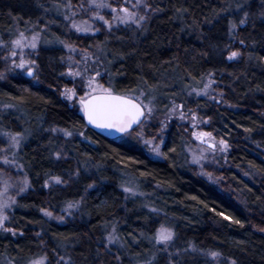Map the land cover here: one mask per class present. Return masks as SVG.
<instances>
[{
    "label": "trees",
    "instance_id": "trees-1",
    "mask_svg": "<svg viewBox=\"0 0 264 264\" xmlns=\"http://www.w3.org/2000/svg\"><path fill=\"white\" fill-rule=\"evenodd\" d=\"M67 1L0 0V38L10 41L35 23L45 26L38 82L0 78V105L15 106L0 112V129L26 135L19 159L31 184L11 214L9 227L17 234L0 231V264H25L44 253L55 260L52 249L69 264H215L206 256L210 251L221 253L219 264H264V0H147L153 12L141 26L90 38L68 33L61 13ZM231 22L237 28L229 32ZM65 39L95 53L105 87L154 95L159 114L175 101L207 120L206 129L230 146L231 167L223 174L244 203L195 171L186 151L189 134L177 123L167 132L163 160L150 157L137 138L113 140L89 129L62 95L72 86L59 42ZM236 50L242 55L229 61ZM3 68L0 56V73ZM209 73L219 103L191 94ZM53 127L84 136L64 139ZM52 176L66 184L44 187ZM125 182L141 195L128 196ZM70 202L79 208L65 223L41 211L58 213ZM162 225L175 232L166 251L152 239ZM113 227L115 245L106 239Z\"/></svg>",
    "mask_w": 264,
    "mask_h": 264
},
{
    "label": "snow or ice",
    "instance_id": "snow-or-ice-1",
    "mask_svg": "<svg viewBox=\"0 0 264 264\" xmlns=\"http://www.w3.org/2000/svg\"><path fill=\"white\" fill-rule=\"evenodd\" d=\"M66 7L71 10L73 5L69 3ZM79 8L84 9V4L81 3L78 5ZM89 10H92L90 19H94L97 21H102L103 25L107 27L109 31L113 28L114 24L116 26L119 25H136L137 27L141 26L143 22L147 20V11L151 8V5L146 2V0H118V2L114 5L112 0H88L87 5ZM242 7V6H241ZM141 8L144 9V13L141 12ZM110 9L111 19H105L103 15L100 14L101 10ZM75 15L77 13L72 12L71 15H65V20H68L71 24V27L78 32H88L91 31V25L88 24L87 21L82 22L81 24H77L74 20ZM264 15V13H261ZM247 21V13L244 14V18H242L239 23L244 24ZM237 28V24L235 22L230 23L229 32L234 31ZM99 31V29H96ZM40 40V36L38 33H34L31 37L26 36L23 31H20L16 34V38L9 40H4L0 38V48H9V55L4 57V59L12 60L11 67L14 69H22L26 70L29 76H32L35 70V61L30 59H25L23 55V50L25 48H30L35 50L38 47V43ZM61 44L65 42L60 40ZM241 44H244L243 40H240ZM66 47H70L65 45ZM17 49L20 52H17ZM74 51L75 49H70ZM19 55V62L16 61V57ZM242 53L238 50L229 51L227 55V59L229 61L238 59ZM251 55H249V59H251ZM71 59V57L69 58ZM85 60L88 59L87 56L84 57ZM264 59V58H262ZM88 72V69L85 67L83 70L76 69L73 70L69 67L68 75L73 77H85V74ZM64 75V73H61ZM209 80L204 85V91L202 93H197V95L203 94L208 95L207 89L214 83L211 77L214 75L213 73H209ZM96 77H100L101 73L99 71L95 72ZM0 78H3V73H0ZM87 93L85 96H81L78 98V102L81 110L84 113V116L87 119L89 125H93L98 129H109L113 130L122 135L132 136L135 133L137 136L142 135V129L145 126L146 122L153 118L155 107L153 102L156 97L154 95L148 99V94L141 91L139 96L134 94V90H130L129 92L117 94L114 92L111 85L105 87L103 84L97 82L95 78L89 77L87 78ZM195 91V90H193ZM62 95L67 100L77 99V90L75 87L73 88H65ZM144 97L148 99V103L144 102ZM5 107H15L14 105H5ZM183 104H176L175 101H172V106L168 109V115L179 114L180 118H184L183 113ZM191 111V110H189ZM192 120H195L196 117L192 116ZM203 122V121H202ZM167 127L165 122H161L160 124V133H162ZM195 127V124H193ZM53 133L63 132L65 136H72L73 133L68 131L67 129H51ZM6 137L7 146L0 148V164L8 167H15L16 169L22 170V166L19 165L15 159L16 152L19 150L21 143L24 139L23 132H10L5 131L0 133ZM80 136H84V133L81 131L78 133ZM193 136L197 140H200L201 143L208 144L209 148L219 150L221 152H227L229 145L223 139L216 141L212 136L211 132H193ZM146 145L150 146V150L157 155L161 154L160 146L163 144V140L160 139L158 143L155 142V137L150 140L143 141ZM11 151V158L8 153ZM172 152H175L176 149H171ZM56 159L61 158V153L59 151L54 153ZM204 159L203 155L197 157L193 156V163L200 164L201 160ZM203 167L202 164H200ZM79 173H77L78 175ZM209 177L210 173H207ZM247 175V173H246ZM51 181L55 184L64 183L63 179L60 176H52ZM49 182L45 181L44 187H49ZM93 185H89L92 187ZM30 187V180L27 175H24L21 179L13 178L12 174L6 171L5 168H0V229L5 232H11L12 235H16V231L10 227H5V222L9 220V216L7 214V210L11 209L13 205L16 204L15 197L9 195V191L11 189H16V194L19 195L27 191ZM125 192L131 193L133 190L131 188H125ZM194 199V197H193ZM78 202H70L67 204L65 211H68L71 214V209L78 208ZM45 216L52 217L53 213L46 209H41ZM155 211V209H153ZM222 216L223 219L229 220V216H225L223 213H217ZM57 219L62 220L63 217H56ZM234 223L240 224L239 220H234ZM260 231H264V229H260ZM116 228H112V232L107 236V241L109 244H114L118 242V237L115 235ZM23 235V233H20ZM142 235V234H141ZM135 239V238H134ZM153 241L157 245H163L164 250H167V247L174 241L175 232L169 228L164 227L163 225L155 232L152 237ZM135 243H139L138 240H135ZM192 251H195V247L189 246ZM189 249H185L184 251H188ZM55 260L49 257L47 253L39 256L35 259H29L25 262V264H69L68 261H65L64 256H60L59 253L56 252L55 249H52ZM172 255V254H170ZM176 256H179L180 253H175ZM207 255L211 256L213 260H216L221 256V253L216 251H210ZM117 261H120V257H116ZM154 259V257H153ZM146 264H152V260H148ZM231 264H236L233 260Z\"/></svg>",
    "mask_w": 264,
    "mask_h": 264
},
{
    "label": "rangeland",
    "instance_id": "rangeland-1",
    "mask_svg": "<svg viewBox=\"0 0 264 264\" xmlns=\"http://www.w3.org/2000/svg\"><path fill=\"white\" fill-rule=\"evenodd\" d=\"M112 2L115 5L118 2V0H114ZM132 2H134V0H132ZM146 2H147V0H146ZM69 3H71L73 5V8L71 10H69L66 7V5H68ZM81 3L84 4V6H85L84 9H81L78 7V5H80ZM87 5H88V0H80L78 3H73V1L68 0L65 3V5L62 7L61 13L63 16V22L67 28L68 33L69 34L75 33L78 36L90 38V37L98 35L101 32H109L107 27L103 25L102 21L90 19L92 10H89ZM72 12L77 13V15H75V17H74V20L77 24H81L82 22L87 21L88 24L91 25L92 30L88 31V32H78L75 29H73L71 27L70 22L68 20H65V18H64L65 15H71ZM141 12L144 13L143 8H141ZM152 12L153 11L150 8L146 13L147 17ZM100 14L103 15L105 17V19H109V20L111 19L110 9H103V10H101ZM39 26H41L39 23H35L33 25H30L25 31H23L25 33V35L29 36V37H31V35H33L34 33H38L40 36L38 47L35 50L30 49V48H25L23 50V55H24L25 59H30V60L35 61V70H34L33 75L29 76L27 74L26 70L12 68L11 67V63H12L11 58L7 59V60L4 59V57L9 55V48H10V45H9V48H0V56L2 57L3 63H4V68L2 71L3 78H7V77H11V76H20V77H23L25 79L31 80L34 83L38 82L37 56H38L39 48H40L41 44L43 43V41H42V29L45 27L43 25L41 28H39ZM124 26H127V25L116 26L114 24L111 31L114 29L120 28V27H124ZM96 29H99V31H96ZM63 41L65 43L61 44V45L63 46V48L66 51V58H65V62H64L65 63V77L67 80L71 81V83H72V86H69L67 88H73V87L76 88L77 99L67 100L64 96H63V98L67 101V103L71 107L78 109L80 111V113H82V110H81L79 102H78V98L81 96H85L87 91H88V89H87V78L93 77V78H95V80L97 82L102 84V82L100 80L101 76H102V70L100 68V65L98 64V60H97V57H96L94 52H92L88 49L82 48L80 46H77L76 44L69 41V39H65ZM65 45H68L70 47H66ZM70 49H75V50L72 51ZM17 52L19 53L20 50L17 49ZM85 56L88 57L87 60L84 59ZM70 57H71V59H69ZM15 59L17 62H19V55ZM69 67H71L73 70H76V69L83 70L86 67L88 69V72L85 74V77H73V76H70L67 74ZM96 71H99L101 73L100 77L95 76ZM209 78L210 77L208 76L204 85L208 82ZM211 79L214 81V83L207 89L208 95H203V94L197 95L198 92L202 93L204 91V85H203V87H201L199 89H194L195 91H191V94H193L195 97H205V98L210 99L211 101H216L217 103H219V101H220L219 98L221 96V93L217 89L218 87H217V81L215 79V75H213L211 77ZM63 91H62V93H63ZM137 96H139V95H137ZM141 99H143V97H141ZM144 102L148 103V101H145V100H144ZM8 109H9V107H5V105H0V112L7 111ZM182 111L184 113L183 119L180 118L179 114H172L169 116L168 111L165 114H159L157 112V109L155 108L153 118L146 122L145 126L142 129V135L141 136H137L135 133H133L132 136L124 135L121 137V139H129L131 137L137 138L150 157H152L154 159H158V160H163L164 159L163 147H164V144L166 142L167 132H168L170 126L173 123H177V124L183 126L184 128H186V131L190 137V142L187 145L186 151H187V154L189 157V162L195 168V171L200 176H202L203 178L208 180L210 183H212L214 186H216L220 191L224 192L226 195L231 196L233 198H237L241 203H244V199L241 197V195L239 193H237L231 187V185L228 184V182L225 180L224 174H223L226 169L231 167V165L229 163V159H228L229 152H230V146H229L227 152H221L219 150L209 148V147L205 146L204 144L200 143L199 140H197L195 138V136L192 135V133L193 132H210L206 129V127L208 125L207 120L201 119L195 112L189 111V110L185 109L184 107H183ZM192 116H195L196 119L192 120L191 119ZM161 122H165L167 124L166 129L162 133H160ZM193 124H195V127H193ZM154 127L156 129H155V132L153 133L152 131H153ZM53 128L61 129L58 127H53ZM5 131H8V130L0 129V133L5 132ZM10 132H12V131H10ZM13 133H15V132H13ZM54 134L59 135V136L63 137L64 139H69V138L76 136V135L80 136V135L75 134V133H73L72 136H65L63 132H56ZM212 136L215 138L216 141L221 140V139L216 138L213 133H212ZM153 137H155L156 143H158L160 141V139L163 140V144H161V146H160V151H161L160 155H157L156 153L152 152L150 150V146L146 145L143 142L144 140L153 139ZM25 138H26V135L24 134V139L21 143L19 150L16 152V156H15L17 163L22 166V170L16 169L15 167H8V166H4V165L0 164V168H5L6 171L10 172L12 174L14 180L15 179H21V178H23L24 175H27V177L29 178L28 173L26 172L23 164L21 163V161L19 159V152L21 150V147H22V144H23ZM6 146H7L6 137H4L3 135H0V148L6 147ZM61 151L62 150H60L59 152H61ZM0 155H2V154H0ZM8 155L11 158V151L8 153ZM194 155L197 157L203 155L204 159H202L200 162V164H202L203 167H201L200 164L193 163V156ZM207 173H210L211 176L209 177V175H207ZM242 175H244L245 177H248V174L246 175V173L242 172ZM48 182H49L50 186L47 188H51L54 186H63L66 184V182L61 183V184H55L51 181V179H49ZM30 188H31V184H30V187L27 189V191L20 193L19 195L16 194V189H11L9 191V195L14 196L16 203H17L18 198L20 196L26 194ZM125 188H131L133 190L131 193L126 192V194L130 197H138L141 195L140 191L137 189V186L131 182H125L123 185V190ZM15 205H13L11 209L7 210L9 220L5 222V227H9L11 214H12V211H13ZM78 208H79V206H78ZM78 208L71 209L70 210L71 214H69L68 211H65L66 207L61 212H58V213L53 212L52 210H48V211H51L53 213V216L52 217L46 216V217L50 220H53V221H56L59 223H65L69 220H73L74 213L78 210ZM56 217H63V219L60 220V219H57ZM163 226L173 230L171 227H169L167 225H163ZM0 231H3V230L0 229ZM172 243L167 247V250L170 249ZM115 244H117V243H114L111 245H115ZM160 246H162L164 248L163 245H160ZM206 256L209 260H211L215 264H219V261L221 259V257H218L216 260H213L211 256L207 255V253H206ZM143 264H146V263H143ZM228 264H231V260H228Z\"/></svg>",
    "mask_w": 264,
    "mask_h": 264
},
{
    "label": "water",
    "instance_id": "water-1",
    "mask_svg": "<svg viewBox=\"0 0 264 264\" xmlns=\"http://www.w3.org/2000/svg\"><path fill=\"white\" fill-rule=\"evenodd\" d=\"M116 93H117V92H116ZM117 94H121V93H117ZM82 116H83V119H84V122H85L86 126H87L89 129H91V130H93V131L99 133L100 135H102V136H104V137H106V138H109V139H113V140H115V139H118V138H121L122 136H124V135H122V134H120V133H117V132H115V131H113V130H109V129H104V130H102V129H98V128L94 127L93 125H89L88 122H87L86 117L84 116L83 111H82ZM199 142L201 143L200 140H199ZM202 144H204L205 146L208 147V144H206V143H202Z\"/></svg>",
    "mask_w": 264,
    "mask_h": 264
}]
</instances>
